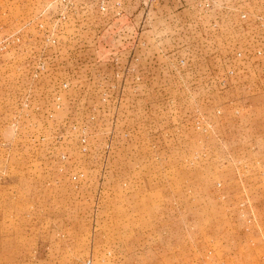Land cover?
<instances>
[{
  "label": "rangeland",
  "instance_id": "1",
  "mask_svg": "<svg viewBox=\"0 0 264 264\" xmlns=\"http://www.w3.org/2000/svg\"><path fill=\"white\" fill-rule=\"evenodd\" d=\"M59 1L0 0V264H264V0H229L250 5L238 19L254 38L204 42L221 58L196 65L241 72L222 95L258 86L238 105L193 103L198 90L188 100L157 60L142 65L151 0H107L122 9L106 17L101 0H73L90 4L57 22ZM185 18L160 24L165 48L217 35ZM101 72L114 88L92 86Z\"/></svg>",
  "mask_w": 264,
  "mask_h": 264
},
{
  "label": "crops",
  "instance_id": "2",
  "mask_svg": "<svg viewBox=\"0 0 264 264\" xmlns=\"http://www.w3.org/2000/svg\"><path fill=\"white\" fill-rule=\"evenodd\" d=\"M80 3L81 4L84 3V5H86L88 2L85 3L80 1ZM137 4L138 6L141 4L140 0H133L132 7H135ZM189 4L188 3L181 4L180 2L177 3L175 0H159L158 7L152 8L149 15V22H150V26H152V29L148 31V33H150L149 36L145 37L151 46L149 48V51L152 52H150L149 54L147 53V55H145L146 60L142 62V65L147 66L146 63H149L148 59L153 58L157 60V65H155L156 67H154L153 69V71H155L156 74L162 73L163 69L167 70V73L169 74L174 73V75L169 77L171 78L169 80V82L171 83H169V86L165 87L166 89L175 88L178 89V91L181 89L185 91L188 90V92L189 89L198 90V92L195 94L199 95L200 97H198L197 100H195V98L192 99L193 103L203 104V105H216L220 103H224L227 105L250 104L251 98L247 97L248 94L242 93V95H240V93L238 92L239 90L246 89L245 87H243L245 86V83H238L239 85L238 86L235 84V82H232L231 85L229 86V89L222 95V93L218 92L219 89L221 88L216 84L215 78L217 77V75L214 74L216 72L215 68H213L212 65L210 66V64L207 62L208 60L205 62L204 65L201 61L199 66H196L198 65L199 57L200 58L209 57L212 60L214 59V61H217L218 59L221 58L219 57L220 55H218L219 50L217 52L214 49H210V47L205 49L204 42L205 43L217 42L218 45H221L219 44L220 42H224V43H229L231 45L232 43L237 42L239 37H244V38L248 37L251 39L254 38L249 35L253 31L251 30L253 23L242 25L241 24L242 21L238 19V9H240V7L241 9L250 7V5L245 4L243 6V4H238V3H237L238 5H236L229 0H220L216 4H213L211 15L207 17V16H202V11L200 9H198V11L196 8L192 9L190 2ZM138 6L137 8H135L134 11L136 10L138 11ZM237 6H239V8ZM132 7L128 6L127 9ZM185 16H189V21H190L189 25L196 28L197 31L193 30V33H196L197 36L200 35V33H198L201 30L200 28H203L206 25H209L212 21H216L218 19L217 25L219 27V30L217 32V35H215V33H212L210 36H207L205 38L197 37L196 42L194 44L192 43L190 45H185L178 49L175 48L172 49L169 47L168 49L165 48L162 45V41H163L162 34L159 31L158 27L160 26L161 23L164 22L170 23L173 20H181L183 21L182 23L184 24L185 23L184 21L187 20ZM137 17H139L137 20L142 21L143 17L141 19L140 14H138ZM204 30L207 29L204 28ZM203 31H201V34ZM193 33H192V38H195V36H193ZM228 54L230 56V53ZM163 57H165V59H167L169 63V65H167L166 68L160 65L162 64V61L158 63V61ZM177 57L185 58L188 62V65L186 67L177 70L170 63L172 62V60H174ZM201 65L204 66L202 69H201ZM211 69H213V71ZM200 71L203 72V74L208 75V77L202 78L201 76H198L195 78L197 80L194 79L187 80V78L190 75L197 74ZM210 77H212V80L207 81L209 80L207 78ZM175 79H176V83H174L173 81ZM178 79H180V81ZM171 84H173L172 87H170ZM157 87H158L157 82L153 83L152 90L158 89ZM257 87L258 86L255 87L251 86L250 90L253 91ZM146 89L148 88L146 87ZM195 94H192V96ZM249 94H251V92ZM192 96L190 92L189 94L185 95V97H188V100H190L189 97Z\"/></svg>",
  "mask_w": 264,
  "mask_h": 264
},
{
  "label": "built area",
  "instance_id": "3",
  "mask_svg": "<svg viewBox=\"0 0 264 264\" xmlns=\"http://www.w3.org/2000/svg\"><path fill=\"white\" fill-rule=\"evenodd\" d=\"M151 5H154L155 7H158L159 5V0H151ZM58 6L61 7V15L58 19L57 22H63V21H68L69 16L74 12V10L77 8H81L84 10L86 5H79L77 4L75 1L73 0H60L58 3ZM199 8L202 11V16L206 15V12L213 7V4H211V2L209 0H202L199 3ZM98 11L100 12V14L104 17H106V15H108L110 13L111 10H115L118 11V15L121 13V3L120 2H116L114 5H109L107 0H101V2L98 4ZM212 10V9H211ZM201 16V17H202ZM199 17V18H201ZM246 14L242 15L243 19H246ZM211 26L216 27L217 23L215 21H212L210 23ZM44 43L46 45H53L56 48H59L60 45V40L58 38V36L55 33H47L44 35ZM58 53L61 54L60 49L57 50ZM261 54V53H259ZM56 55V54H55ZM58 55V54H57ZM111 61L110 64L114 67V76L116 79H119L123 76L124 74V70L122 69V64L120 61V57L119 54L113 53L111 55ZM238 58H240L242 56V53H239ZM245 57V56H244ZM244 61V58L241 59ZM171 65H173L177 70L183 67H186L188 65V62L185 58H181V57H177L174 60H172V62H170ZM42 68L44 69V65H42ZM134 71V69H133ZM243 73H245V71H243ZM241 72L239 70H234V69H230L229 71H227V73L225 74V80L222 81V79L217 78L216 79V84L220 87V88H227L228 87V80L229 78H236L238 79L240 77ZM99 77L97 78L98 81L97 82H93L92 86L96 87V89L98 88H114L115 85L113 83L109 82V78L106 77L105 75H103V72L99 73L98 75ZM248 85V84H247ZM72 82L70 83L69 81L63 83L62 88L64 89H69L72 88ZM246 89H250L251 86H246ZM196 126L197 129L202 130V131H207L208 129H201L203 127L201 120H197L196 122Z\"/></svg>",
  "mask_w": 264,
  "mask_h": 264
}]
</instances>
